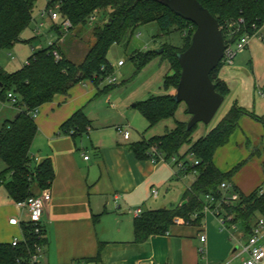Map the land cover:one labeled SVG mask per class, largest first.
<instances>
[{
	"label": "crops",
	"instance_id": "0c3cea01",
	"mask_svg": "<svg viewBox=\"0 0 264 264\" xmlns=\"http://www.w3.org/2000/svg\"><path fill=\"white\" fill-rule=\"evenodd\" d=\"M40 12L37 14L38 19L33 18L32 22L36 24L34 30L39 24L44 26L45 17H41ZM96 16L99 19L98 14ZM49 22L51 30L59 37V32L54 29L56 22ZM42 35L41 33L40 37H36L34 34L32 39L39 42L38 47L45 48L46 45L42 46ZM139 36L138 34L137 37ZM253 38L246 47L248 54L254 59L251 64V82L253 89H264L263 75L258 68V60L255 59L258 53L255 51L256 47L261 48V54H264V25ZM47 42L48 40L45 41ZM161 46L162 44L159 45V49ZM38 47L33 48L32 52L37 51ZM9 57L13 60L10 55ZM68 58L74 59L72 54H69ZM154 60L163 61L160 58ZM235 72L236 70L231 67H222L218 74L230 91L229 79ZM171 75L169 64L158 65L157 73H153L145 81L143 90L133 91L118 102L112 95L100 96L99 91L102 88L100 86L97 88L91 82L77 84L69 90L67 96H55L51 103L37 109L34 117L37 126L35 138L40 136L42 143L34 146L35 138L33 139L30 147L31 165L35 166L48 159L54 172L52 185L48 189L51 199L45 203L41 217L46 244L40 251L39 263L41 261L44 264L244 263L247 255L243 248L247 237L238 231L235 224L234 228L220 229L215 216L210 213L204 214L199 227L178 223L165 235L151 237L143 243H135L133 240L135 210L140 209L144 213L174 208L180 202L183 192L194 181L193 176V179L184 185L174 187L178 194L175 195L171 207L167 208L165 196L158 199V192L152 195L151 190L160 187L167 192L171 189L169 185L171 182L179 181V177L188 175V172L179 169L171 161L153 165L148 159L137 158L128 148L130 145L162 136L174 129L176 122L186 123L185 121L190 118L185 117L178 106V120L174 124L171 123L170 128H165L163 133L157 132L149 138H144L145 132L151 128L141 115L139 118L142 119H139L130 111L135 109L136 103L149 97L173 95V88L164 89V94L159 92L160 86L164 88L165 78ZM245 101L242 98L241 102L237 99L235 103L257 116L264 115V97L253 101L252 104H246ZM13 110L11 118L5 121L17 118L22 111L15 106ZM79 110L89 122L87 131L74 137L62 133L60 131L62 124ZM110 114L114 116L110 118ZM134 119L139 121V125L133 123ZM165 121L167 120L161 122ZM117 127L129 129L128 141H123L118 135ZM132 131L136 135H133ZM206 133L207 129H201L199 136L203 137ZM252 135L258 140H263V126L249 116H243L228 143L215 152L213 162L223 173L245 161L228 183L230 188L223 191L224 197H229L233 193V187L237 192L249 195L264 183V155L250 157L253 150H259L256 148V140H250ZM84 156H88V160H84ZM4 169L5 166L0 160V173ZM95 216H98V220L93 223ZM13 218L18 219V226L9 225V220ZM27 220V211L18 209L4 187H0V244H10L13 239L22 242V225ZM201 236L205 237L204 243L199 239ZM258 244L264 249V234ZM97 254L98 262H87V259L95 258ZM261 264H264V260Z\"/></svg>",
	"mask_w": 264,
	"mask_h": 264
},
{
	"label": "trees",
	"instance_id": "16d2710c",
	"mask_svg": "<svg viewBox=\"0 0 264 264\" xmlns=\"http://www.w3.org/2000/svg\"><path fill=\"white\" fill-rule=\"evenodd\" d=\"M35 1L0 0V52L21 41V33L32 22ZM54 1L60 2L59 14L70 21L73 29L85 27L89 18L98 13H101L103 19L92 28L94 43L90 44L89 41V47L81 53L62 43L55 48L32 52L26 64L14 72L0 69V99L5 101L6 94L11 92L18 101L15 107L22 110L17 118L5 121L0 128V160L5 166L0 173V187H4L15 203L24 202L50 189L54 179L50 160L31 165L30 147L37 134L32 112L51 103L55 96H67L69 90L77 84L91 82L98 88L112 70L107 60L109 49L123 42H127V46L135 30L150 23L157 24L161 33L158 37H168L172 31L179 32L182 45L176 47L164 43L161 46L162 53L133 51L129 60L134 64L136 72L156 58L166 61L171 67L172 75L165 78L164 89L173 88L175 92L180 77L177 54L188 48L195 31L192 23L152 0ZM197 1L217 20L226 45L235 44L246 34L254 36L264 25V0ZM54 29L58 31L55 26ZM53 50L60 55L58 61L52 56ZM69 54L73 55V60L68 58ZM223 65L221 61L210 74V79L216 92L226 98L230 89L218 76ZM112 88L107 85L99 93H108ZM173 95L152 96L135 104V109L149 128L174 117L179 104L173 101ZM243 116H249L264 128V115L257 116L234 102L220 122L192 144L191 135L196 126L186 130V123L176 122L174 129L164 135L129 147L139 159H147L149 149L156 147L168 162L178 155L184 145H190L183 157L190 155L193 158L192 164L182 161L184 171L192 173L194 181L183 192L178 205L171 209L146 211L134 219L132 228L135 243L165 235L178 223L199 227L204 217L206 195L213 197L214 204H219L223 214L230 218L231 224L239 222L244 235L247 238L250 236L257 218L264 216V193L259 192L264 188V183L249 195H243L233 187L232 191L238 194V200L225 201L228 197H224L220 185L230 183L242 163L223 173L213 162L215 152L228 143ZM88 126L89 122L79 110L62 124L60 131L74 137L84 134ZM177 160H182V157ZM35 189L38 193H35ZM97 220L98 216L93 217V223ZM22 233L23 241L16 247L0 244V264H29L36 247L42 249L46 244L43 227V238L36 235L33 227L28 224L22 225ZM89 261L98 262L99 254L87 259Z\"/></svg>",
	"mask_w": 264,
	"mask_h": 264
},
{
	"label": "rangeland",
	"instance_id": "374dc122",
	"mask_svg": "<svg viewBox=\"0 0 264 264\" xmlns=\"http://www.w3.org/2000/svg\"><path fill=\"white\" fill-rule=\"evenodd\" d=\"M47 4L46 0H36L33 6V13L32 18H36L38 12H40L45 5ZM98 17L100 21H102L103 17L101 16V13H98ZM38 19V17L36 18ZM41 19V18H40ZM99 19H97L96 24L98 23ZM44 26L41 29V33L43 34L42 39V46H45V41H55L58 38V35H56L51 30V23L44 18ZM95 24V25H96ZM35 23L31 22L30 25L23 30V32L20 35V42L15 43L10 49L3 50L0 52V69L5 70L7 72H12L15 69H18L19 67L24 66L25 62L27 61L28 56L32 52V49L35 47H38L39 42L33 40L34 37L33 33V27H35ZM92 25L87 24L85 27L81 28H74L68 33H62L63 34V42L61 44H65L66 46L73 47V50L75 52H83L85 49L89 47V41L90 44L94 43V39L92 37ZM140 35L137 37V35ZM160 30L156 23H150L147 25H142L138 27L131 38L128 40V45L126 46L127 42H123L119 45H113L107 54V60L112 68L111 73L102 80V83L99 85L102 89L108 85L109 79H114L115 82L112 89L108 91L106 94H101L100 96H106V95H112V97L115 99V101H120L121 99H124L127 97L131 92L136 90H143L145 86V81L148 80L153 73H157L158 65L163 64L167 65L168 63L166 61H151L149 64H147L145 67H143L139 72H136L134 64L129 60V54L133 50H138L139 52H147V51H155L159 49V45L167 43L176 47H179L182 45V38L181 34L177 31H172L168 37H158L160 35ZM254 36L250 38V41ZM60 44V45H61ZM261 48L256 47L255 51L258 52L255 55V59L258 60V68L261 69V74L263 75L264 80V54L262 55L260 51ZM254 52V51H253ZM9 55L13 58V60L9 57ZM119 61H122L124 63V66L119 67L117 64ZM254 62V59H252L251 55L248 54L247 49H245L243 52L238 53L231 65H226L223 67H231L232 69H235L236 72L232 75L231 79H229V84H231V91L230 94L225 98L223 104L221 105L220 109L212 119V121L205 125L202 123H199L196 125V127L193 129L192 135H191V144L194 143L196 140L201 138L199 136V131L201 129H207V132L214 128L220 120L225 116L229 108L233 105L235 100L239 99V101H242V98H244L246 101V104H252L253 101H257L264 97V89H253L252 86V70H251V64ZM156 70V71H155ZM116 85V86H115ZM252 86V87H251ZM101 89V90H102ZM160 93L164 94V88L160 86ZM175 93V92H174ZM113 100V99H112ZM110 100L111 104H113V101ZM238 106H241L237 103ZM180 109H182L183 115L185 117H190L186 112V106L184 103L179 104ZM130 109V108H129ZM250 109V107H249ZM13 106L8 103L6 100L2 101L0 99V128L2 124L5 122L7 118H11L12 112H13ZM130 111H133L132 113H135L136 117H141L140 113L136 109H130ZM114 115L110 114V118H112ZM109 117V116H108ZM177 117H179V110L176 111L173 118L168 119L165 122H159L155 126H153L150 130L145 132L144 138H149L153 136L154 134H157V132L163 133L165 128H170V124H174L175 121H177ZM142 119V118H139ZM190 119V118H189ZM187 119L185 122L187 123L189 121ZM133 123H136V125H139V121L137 122L136 119L133 120ZM173 126V125H172ZM146 129V128H145ZM264 129V128H263ZM133 135H136L135 132L132 131ZM251 141L256 140V148L252 151L250 154V157L252 156H261L264 155V138L263 140H258L254 135L251 136ZM42 143V138L40 136H37L35 138L34 146H39ZM131 146V145H130ZM129 146V147H130ZM190 145H184L178 155H175L177 159L180 160L182 157V160L180 161H186L189 164L193 163V158L190 155H186L183 157ZM128 147V148H129ZM249 157V158H250ZM248 160V159H247ZM242 165L245 163V161L241 162ZM241 165V166H242ZM237 166V165H236ZM241 168V167H240ZM186 176V177H184ZM178 180H174L171 182L170 188L167 192H165V189H161L160 187H155L154 190H156L159 194L158 199L164 198L167 202V208L171 207V204H173V200L175 198V195L178 194L177 192V185H184V183L189 182L193 179V174L188 173V175H181ZM185 178V179H184ZM168 187V186H167ZM176 187V188H174ZM35 193H38V191L35 189ZM178 201V199H177ZM208 217V216H207ZM235 226L237 227L238 231H242V226L239 222L235 223ZM39 264H44L43 261H41Z\"/></svg>",
	"mask_w": 264,
	"mask_h": 264
},
{
	"label": "water",
	"instance_id": "95a60500",
	"mask_svg": "<svg viewBox=\"0 0 264 264\" xmlns=\"http://www.w3.org/2000/svg\"><path fill=\"white\" fill-rule=\"evenodd\" d=\"M152 1L195 26L190 45L177 54L180 77L173 101L186 106V113L190 116L186 130H191L199 123L207 125L225 100L216 92L210 79V74L220 64L227 47L221 28L217 20L197 0ZM110 23L111 20L108 25ZM162 51L160 48L154 52Z\"/></svg>",
	"mask_w": 264,
	"mask_h": 264
},
{
	"label": "built area",
	"instance_id": "2783aa9c",
	"mask_svg": "<svg viewBox=\"0 0 264 264\" xmlns=\"http://www.w3.org/2000/svg\"><path fill=\"white\" fill-rule=\"evenodd\" d=\"M47 5L41 10L40 16L47 18L51 22H56L55 27L58 28V31L60 33V37H58L55 41H48L46 43L45 48L49 47H57L63 42V34L62 33H68L73 28L71 26L70 21L67 18H63L59 14V8H60V2L54 1V0H46ZM33 21V19H32ZM97 21V16H92L89 18L88 24L95 26ZM241 22V21H239ZM42 24H39L37 28L34 30V34L36 37H40L41 35V29ZM62 32V33H61ZM249 35H243L235 44L227 45L226 49L224 50L222 63L224 65H231L235 56L238 53L243 52L250 40ZM44 48L38 47L37 50H42ZM53 58L58 61L60 59V55L56 50L52 51ZM124 63L122 61L118 62V66H122ZM115 82L114 79L108 80V85H113ZM5 100L10 103L12 106L17 105L18 101L15 98V96L8 92L6 94ZM37 114V110L32 112L33 117ZM116 132L118 135L122 137L123 141H128L130 136V131L127 127H117ZM84 160H88V156L83 157ZM148 161L153 165H158L162 163H166L164 156L158 151L156 147H151L148 152ZM171 162L175 163L179 169L184 170L185 166L181 161H178L175 157H172L170 159ZM230 188V185L228 183H222L220 185V189L222 191L227 190ZM261 194L264 193V188L259 191ZM157 193L156 190L152 189L151 194L155 195ZM238 194L233 192L225 201L230 200L232 202L238 200ZM51 199L50 193L48 190H44L40 192L38 195L34 197L28 198L24 202L15 203V206L18 209H25L27 211V217L28 220L25 224L31 225L34 229V233L36 235H40V237L43 238V235H41V228L43 227L41 224V217L44 210L45 203L49 202ZM204 201L206 206L203 208V213H210L215 216L218 225L220 229L227 230L229 228H234V224H231L229 222L230 218L223 214V211L220 209L219 204H214V199L210 195H206L204 197ZM213 205L214 208H213ZM142 214V211L140 209H137L134 211L135 218H138ZM9 225L11 226H18L19 221L16 218H13L9 220ZM264 234V216H260L257 218L255 224L251 228V234L246 240V245L243 248V252L247 255L246 260L243 264H261L264 260V249L261 245L258 244L260 237ZM201 243H204L205 237L201 236L200 238ZM21 241L17 239H13L10 243L12 247H16ZM40 247H36L35 254L31 255L29 259V264H39V258H40ZM202 253V250L200 251ZM83 264V263H78Z\"/></svg>",
	"mask_w": 264,
	"mask_h": 264
}]
</instances>
